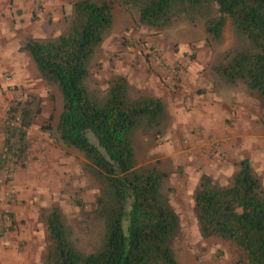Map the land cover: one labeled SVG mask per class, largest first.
<instances>
[{"label": "trees", "instance_id": "16d2710c", "mask_svg": "<svg viewBox=\"0 0 264 264\" xmlns=\"http://www.w3.org/2000/svg\"><path fill=\"white\" fill-rule=\"evenodd\" d=\"M151 30L180 23H202L210 44H219L227 23L234 44L210 63L215 81L240 87L259 99L264 122V0H114ZM67 29L55 38H27V53L37 74L62 98L56 124L65 147L81 152L102 184L95 215L104 235L93 253L77 250L59 207H42L49 253L43 264H178L172 247L179 218L162 193L167 174L138 167L133 141L137 132L163 135L169 114L152 94L131 95L128 78L116 74L104 90H89L90 63L114 24L108 0H74ZM43 100L26 94L7 110L3 149L24 163L28 130L42 114ZM0 164L5 161L0 157ZM202 240L217 238L241 254L238 264H264V186L248 159H242L226 185L202 174L192 192ZM80 204V202H77Z\"/></svg>", "mask_w": 264, "mask_h": 264}, {"label": "rangeland", "instance_id": "374dc122", "mask_svg": "<svg viewBox=\"0 0 264 264\" xmlns=\"http://www.w3.org/2000/svg\"><path fill=\"white\" fill-rule=\"evenodd\" d=\"M73 1L63 0L61 9L54 10L55 7L46 9L44 0H39L35 9L33 0L34 13L44 12L46 26L41 25V28L54 26L57 36L64 32L72 17ZM108 1L113 6L114 24L101 47L109 46L107 57L117 61L111 66V60L106 61L100 47L90 63L85 84L91 91L104 90L112 76L118 74L116 66L129 60L145 74L150 71L156 74L150 66L153 64L173 80L181 71L194 73L195 78L187 83L189 88L182 98V110L166 108L169 123L162 137L141 132L135 135L136 164L157 167L167 174L161 191L179 218V234L172 244L178 264H238L241 254L233 245L217 238L202 240L192 200V192L202 174L226 185L242 159L250 161L264 186L262 103L240 87L217 83L209 72L210 63L234 44L232 27L227 23L222 42L210 44L202 23L183 22L172 29L151 30L140 26L137 18L122 10L114 0ZM34 21L39 18L34 16ZM160 44L172 52L171 56H179L175 65H168L161 57ZM139 57L142 60H138ZM20 76L27 81L34 80L32 87L16 84L10 70L0 71V90L10 95L5 100L6 115L0 126V157L4 146L2 128L9 107L31 94L42 98L43 111L28 130L29 149L25 162L19 163L11 179L0 182V264H43L48 256L49 243L39 215L34 230L28 232L27 217L15 219L12 209L15 204L26 216L24 204L27 184L31 180L39 187L37 193L31 194L43 204L38 214L42 207H59L64 224L72 230L77 250L93 253L100 247L104 235L103 223L95 215V202L102 192V184L84 155L65 147L58 138L55 128L62 98L57 88L39 78L33 62L30 70ZM157 77H161L160 73ZM129 84L131 95H153L149 88ZM44 142L48 146H44ZM4 166L0 164V180Z\"/></svg>", "mask_w": 264, "mask_h": 264}, {"label": "crops", "instance_id": "0c3cea01", "mask_svg": "<svg viewBox=\"0 0 264 264\" xmlns=\"http://www.w3.org/2000/svg\"><path fill=\"white\" fill-rule=\"evenodd\" d=\"M33 0H0V71L3 69H8L13 73V81L19 85H26L29 88L32 87L34 80L23 79L19 74L25 73L30 70L32 67V59L27 53L19 52L20 44L27 39V37L32 36L34 38H43V37H53L57 36L56 28L54 26L41 28V25L44 26V12L38 14L34 13L33 10ZM63 0H44V3L47 5L46 9L55 7L54 10H60ZM34 16L39 18V21H34ZM46 26V25H45ZM40 27V30L38 29ZM104 44V43H103ZM109 46H102L101 51L106 59L109 61V64L113 66V63L117 59H112L107 57L106 51ZM107 48V49H106ZM159 49L161 50V57L166 59V63L172 66L175 65L179 56L172 54V52L164 49L163 45L160 44ZM138 60H142L139 59ZM132 60L125 62V64H120L116 66V72L118 74L125 75L128 78L129 83L135 84L137 87L149 88L155 97H158L163 102H168L166 108L170 110L171 108H183V97L186 95V91L189 86L187 83L193 81L195 78L194 73L190 74L186 72H179L177 78L173 80L169 74L162 69H158L153 64L150 66L156 74L152 71L145 74L141 72L142 69H138L135 65L130 64ZM179 62H182L179 60ZM157 73H160L161 77H157ZM190 80V81H189ZM169 87H171L169 89ZM32 90H30L31 92ZM10 95L7 92L0 90V126H2L5 117L6 103L5 100L9 99ZM1 135V134H0ZM2 142V140H1ZM44 146H48L47 142L43 143ZM31 178V177H30ZM31 179H34L33 177ZM32 182V180H31ZM30 181L27 184V201L24 206L27 207L26 216L23 214V211L13 205L12 209L14 211L15 219H24L27 217V227L30 229L28 232H31L34 224L36 223L38 217V208L43 206L40 203V200L36 195L31 193H37L38 183ZM31 183V184H30ZM24 199V198H23ZM19 201H22L19 200ZM23 208V206H22Z\"/></svg>", "mask_w": 264, "mask_h": 264}, {"label": "built area", "instance_id": "2783aa9c", "mask_svg": "<svg viewBox=\"0 0 264 264\" xmlns=\"http://www.w3.org/2000/svg\"><path fill=\"white\" fill-rule=\"evenodd\" d=\"M39 6V0H35V9H37ZM7 81L10 80V78H6ZM2 160L5 161V166H4V174L0 182H3V180L6 179H11L13 176V173L17 170V167L20 166V164L13 158H11L9 155L6 153V149H3ZM8 218V216H7Z\"/></svg>", "mask_w": 264, "mask_h": 264}]
</instances>
